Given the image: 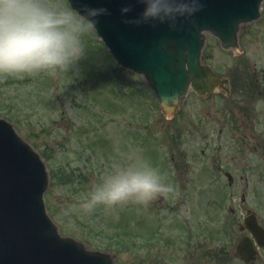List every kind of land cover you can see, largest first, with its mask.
I'll return each mask as SVG.
<instances>
[{
  "label": "rangeland",
  "instance_id": "1",
  "mask_svg": "<svg viewBox=\"0 0 264 264\" xmlns=\"http://www.w3.org/2000/svg\"><path fill=\"white\" fill-rule=\"evenodd\" d=\"M49 3L73 12L68 0ZM262 9L258 21L240 29L243 54L238 57L207 35L204 62L229 82L228 92L218 90L202 97L191 91L172 119L159 110L145 78L117 65L95 28L84 36L85 56L75 68L57 70L55 75L0 76V117L11 122L43 158L50 179L47 211L63 236L83 241L90 249L111 252L115 264H213L206 251L217 242L206 234L204 224L214 228L230 209L244 208L243 194L248 208H264V95L252 104V126L249 119L245 126L248 137L261 138L259 148L239 146L233 125L219 138L213 120L227 115L230 107L247 103L241 92H235V75L242 79L248 67L256 73V81L264 76V3ZM172 136H179L182 150L187 151L189 189L184 191L179 184L178 190L146 206L129 203L111 210L100 206L86 213L80 205L96 185L94 181L85 190L77 186L72 193L68 182L57 180L69 168L97 178L137 158L155 161L157 166L166 161L167 168L173 167L168 150L169 144L174 147ZM175 157L185 166L183 158ZM226 170L235 175L233 187L228 185ZM189 233L194 255L188 247ZM235 246L232 243L234 252ZM224 264L242 262L230 256Z\"/></svg>",
  "mask_w": 264,
  "mask_h": 264
},
{
  "label": "water",
  "instance_id": "2",
  "mask_svg": "<svg viewBox=\"0 0 264 264\" xmlns=\"http://www.w3.org/2000/svg\"><path fill=\"white\" fill-rule=\"evenodd\" d=\"M263 1L195 0L191 15L130 23L141 19L142 0H69L81 13L107 9L95 18L98 37L120 66L145 76L165 114H174L190 86L205 94L222 83L201 64L206 33L224 49L237 48L241 25L258 20ZM48 185L43 159L0 118V264H113L110 255L60 235L46 211ZM247 254L255 259L249 248Z\"/></svg>",
  "mask_w": 264,
  "mask_h": 264
},
{
  "label": "clouds",
  "instance_id": "3",
  "mask_svg": "<svg viewBox=\"0 0 264 264\" xmlns=\"http://www.w3.org/2000/svg\"><path fill=\"white\" fill-rule=\"evenodd\" d=\"M142 2L145 10L141 19L130 23L147 19L164 22L198 11L195 0ZM105 14L108 12L103 8L72 12L49 0H0V76L55 75L57 70L75 68L85 56L84 36L95 26V18ZM172 191L158 169L137 158L102 176L80 207L91 213L100 206L105 210L129 203L146 206Z\"/></svg>",
  "mask_w": 264,
  "mask_h": 264
},
{
  "label": "flooded vegetation",
  "instance_id": "4",
  "mask_svg": "<svg viewBox=\"0 0 264 264\" xmlns=\"http://www.w3.org/2000/svg\"><path fill=\"white\" fill-rule=\"evenodd\" d=\"M247 94L251 95L250 97L244 98V101L247 103H240V105H235V111L233 112V109L230 107L229 113L227 115H224L223 118L221 117H213L214 120V127L216 129V132H218V137H223L224 133H227V129L231 128L233 125L234 127V136L238 138V145L243 146L246 144L248 148L253 149L259 148L261 145V138L257 137L256 135H252L250 137V132L248 129H246V124L249 119L250 124L252 126L254 116L252 115V109H253V103H255V99H259L262 95H264V84L261 85H255L248 87V90L246 91ZM246 104V105H245ZM246 113L248 116H245ZM228 119L229 124H223L221 123L222 120ZM216 119H218V123L216 122ZM213 122V121H212ZM216 123V124H215ZM219 124V127H218ZM232 136V137H234ZM225 139V138H222ZM264 139V138H263ZM178 143H174L173 147V153L171 157V161L174 162L173 167L167 168L166 161L160 162L157 166V163L155 161L151 162V165L154 168H159V172L164 177V183L171 186L173 190L180 189L187 190L189 189V185L186 182H189V161H188V155L187 151L182 150V140L177 139ZM226 141V139H225ZM168 149L171 150V145H168ZM170 152V151H169ZM204 153V151H203ZM176 155H179L180 158L183 160L184 165H180L176 162ZM264 156V155H263ZM220 162L219 157L217 158V161L215 163V166ZM223 168V167H222ZM221 168V169H222ZM218 168V170H221ZM203 171V170H202ZM226 170L224 172L226 180L228 181V185L233 187V185L236 183L235 175H232L230 172H227ZM204 172V171H203ZM245 173V172H244ZM231 175V179L229 180L228 175ZM182 176L180 180L176 179L179 176ZM240 180L245 179L247 180V177L240 176ZM182 181V182H180ZM180 182V183H179ZM248 184V182H246ZM163 198V196H162ZM175 197L172 195L171 200ZM241 203L244 208L241 209H230L228 211V216H224L222 218L221 224L217 222L216 227L212 228V225H205L206 228V234L209 235L211 240H215L217 242V246L215 248L210 247L207 249V253L209 258H211V262L213 264H224L227 257H235L240 259L242 264H264V208H256L255 210H252L251 208H248L246 206V194H243L241 196ZM179 202V201H178ZM241 207V206H240ZM181 227L178 228L179 235ZM214 229V230H213ZM192 235L189 233L187 236L189 237L188 247L189 250L192 251V254L194 255L195 246H190V242L192 240ZM216 237V238H215ZM215 238V239H214ZM223 238V240H222ZM230 243H229V239ZM214 241V242H215ZM247 241L254 245L256 249L257 258L252 261L248 262L246 260L245 250L247 249ZM243 242H246L243 244ZM232 243L236 244L235 246V252L232 247ZM231 249V250H230ZM231 251H233V255L231 254ZM194 264V263H192Z\"/></svg>",
  "mask_w": 264,
  "mask_h": 264
},
{
  "label": "trees",
  "instance_id": "5",
  "mask_svg": "<svg viewBox=\"0 0 264 264\" xmlns=\"http://www.w3.org/2000/svg\"><path fill=\"white\" fill-rule=\"evenodd\" d=\"M61 180H62V183L63 182H68V185H70V184H72L73 185V183H74V175H72V174H63L61 177ZM84 184V183H83ZM72 185L71 186H68V187H72Z\"/></svg>",
  "mask_w": 264,
  "mask_h": 264
}]
</instances>
